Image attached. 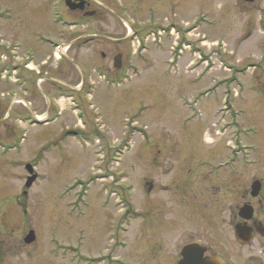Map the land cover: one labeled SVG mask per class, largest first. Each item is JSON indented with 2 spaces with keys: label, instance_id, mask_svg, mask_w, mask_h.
I'll list each match as a JSON object with an SVG mask.
<instances>
[{
  "label": "rangeland",
  "instance_id": "rangeland-1",
  "mask_svg": "<svg viewBox=\"0 0 264 264\" xmlns=\"http://www.w3.org/2000/svg\"><path fill=\"white\" fill-rule=\"evenodd\" d=\"M98 1L106 4L112 0ZM118 1H137L133 18H147L140 28L152 24L162 28L156 35L161 41L157 40L150 66L139 77L129 74L113 84V80L94 75V85L86 89L90 95H82L81 102L72 105L69 100L60 101L61 113L42 126L6 122L2 119L9 109H0V137L7 140V131L13 126L16 145L10 151L0 146V249L15 252L10 260L1 257L0 264H76L75 255L80 253L88 259L82 264H92L94 241L104 233L107 213L123 216L124 208L136 218L131 223V245L118 257L128 255L130 264H166L171 254L167 244L158 250V256L151 249L140 253L139 212L145 209L144 202L152 206L160 199L165 209H177L178 216L175 211L173 216L185 241L189 232L203 227V221L199 215L188 216L189 208L183 205L187 196L180 190L204 172L209 144L220 138L214 134L213 123L219 118L248 121V135L264 136V106L257 104L253 90L256 70L241 65L252 53L259 54L264 44V0H154L158 20L152 21L145 13L146 4L151 3L148 0L114 3ZM54 17V6L42 0H0V101H9L14 95L11 80L1 76L8 73L15 54V35L21 42H35L33 29ZM193 27L190 39L184 40ZM171 28L174 32L169 37ZM193 62L197 66L187 70ZM46 110L39 107L41 118ZM79 122L84 134L68 136L67 130ZM234 130L231 124L227 132ZM103 163L113 169V179L95 182ZM26 164H32L38 174L31 198L22 202L27 213L21 215L18 208L20 213L15 209L13 218H6L4 203L24 189ZM166 169L172 173L162 177ZM174 173L182 179L178 193L177 183L171 185ZM193 174L197 176L193 178ZM60 197L73 202L72 208L65 211ZM31 230L36 242L31 248H16V241ZM59 240L66 245L63 252L57 250Z\"/></svg>",
  "mask_w": 264,
  "mask_h": 264
},
{
  "label": "flooded vegetation",
  "instance_id": "flooded-vegetation-1",
  "mask_svg": "<svg viewBox=\"0 0 264 264\" xmlns=\"http://www.w3.org/2000/svg\"><path fill=\"white\" fill-rule=\"evenodd\" d=\"M42 1L54 6L55 17L52 22L33 29L35 42L23 41L24 44L20 36L15 35V54L9 61V79L14 95L9 101H0V109H9L2 119L6 122L22 123L31 117H40L39 107L47 109L43 118L55 121L52 118L60 114L59 102H81L82 95L90 94L86 89L94 85V75L113 80V84L119 83L121 76H138L150 66L151 55L158 47L159 38L155 36L161 33L162 28L155 24L148 28L139 27L147 18H133L137 9L134 2L137 1L123 4L112 0L101 4L98 0H70V8L66 5L67 0H58L57 7V0ZM148 1L151 3L146 4L147 17L150 21L158 20L156 1ZM192 30L187 31L186 39ZM169 31L174 32L173 28ZM259 50V54L252 53L251 59L241 65H249L256 70L252 76L253 90L258 98L257 104L264 106V44ZM250 123L217 119L213 123L214 134L220 138L216 144H209L202 164V176L191 179L190 186L180 190L182 196H187L188 205H183L189 208L188 216L196 214L202 217L203 227L188 231L184 241V236L178 233L177 217L173 216L174 211L178 216V210L173 206L171 210L165 209L160 199L152 206L145 201V209L142 208L139 213L140 253L151 249L158 256V250L161 251L167 244L171 254L166 257V264L169 260L171 264H177L181 249L186 244H192L205 250L204 258L219 259L223 264H264V136L256 133L248 135L247 130L251 127L246 129V125ZM231 124L235 125V130L227 132ZM76 127V124L70 127L67 133L80 135L82 131L74 130ZM7 133V140L0 137V146L6 141L13 144L15 128L10 126ZM98 170L102 171L97 178L101 183L114 176L109 164ZM165 171L169 172L161 173L162 177H169L172 173L169 169ZM172 175L171 185L177 183L178 193L182 179H178L179 174ZM32 189L22 188L18 194L9 197L2 214L11 218L15 209L20 213L18 208L21 215L26 214L27 205H22V202L31 198ZM70 205L65 204V211ZM107 215L104 233L100 237L97 235L94 241L96 249L92 264H130L128 255L118 257L121 252L126 253L131 245L130 215L124 213L118 217L110 212ZM17 242L16 248H31V245H26L25 237ZM12 249L6 252L0 249V258L10 260L15 254ZM57 250L63 252L61 240ZM78 258L76 264H81L84 259L80 255ZM145 262H149L147 257Z\"/></svg>",
  "mask_w": 264,
  "mask_h": 264
},
{
  "label": "water",
  "instance_id": "water-1",
  "mask_svg": "<svg viewBox=\"0 0 264 264\" xmlns=\"http://www.w3.org/2000/svg\"><path fill=\"white\" fill-rule=\"evenodd\" d=\"M248 2H252L253 0H246ZM67 5H69V1H67ZM263 20H264V12H263ZM27 171L30 174V177L28 178L27 187H31L33 182L37 179L36 175H33V169L31 166H27ZM36 236L35 232L31 231L29 235L26 237L25 242L26 244H31L35 241ZM205 253V250L202 248H199L198 246L188 244L185 245L181 249V257L182 259L177 264H223L222 261L215 258H204L203 254Z\"/></svg>",
  "mask_w": 264,
  "mask_h": 264
}]
</instances>
